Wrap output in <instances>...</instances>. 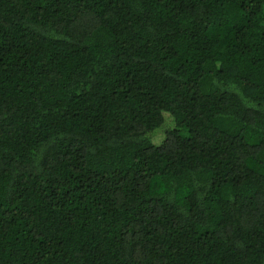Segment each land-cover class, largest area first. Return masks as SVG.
<instances>
[{"label": "trees", "instance_id": "trees-1", "mask_svg": "<svg viewBox=\"0 0 264 264\" xmlns=\"http://www.w3.org/2000/svg\"><path fill=\"white\" fill-rule=\"evenodd\" d=\"M0 264H264V0H0Z\"/></svg>", "mask_w": 264, "mask_h": 264}]
</instances>
